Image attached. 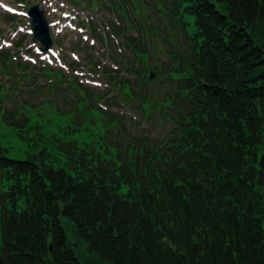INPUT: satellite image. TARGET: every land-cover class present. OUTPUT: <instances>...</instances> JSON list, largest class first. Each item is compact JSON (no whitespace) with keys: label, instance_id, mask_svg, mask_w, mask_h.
Returning <instances> with one entry per match:
<instances>
[{"label":"trees","instance_id":"16d2710c","mask_svg":"<svg viewBox=\"0 0 264 264\" xmlns=\"http://www.w3.org/2000/svg\"><path fill=\"white\" fill-rule=\"evenodd\" d=\"M70 1L105 16L106 31L87 26L111 63L84 49L111 89L39 66L78 97L82 136L32 122L25 159L0 144L2 263L264 264V0ZM20 58L1 51L0 73L30 79L38 66ZM8 94L0 86V103ZM114 98L159 117L166 136L129 133ZM64 217L91 253L84 261Z\"/></svg>","mask_w":264,"mask_h":264},{"label":"rangeland","instance_id":"374dc122","mask_svg":"<svg viewBox=\"0 0 264 264\" xmlns=\"http://www.w3.org/2000/svg\"><path fill=\"white\" fill-rule=\"evenodd\" d=\"M4 3L15 7L17 13L4 9L2 6ZM33 4H39L40 8L45 10L47 18L55 23L51 27V32L55 41H57L55 42V46L57 45L59 59H57L58 56L48 57L45 63L53 66V68H62L59 65L61 62L63 65H66V62L75 60L79 65L78 69L72 73L78 77L80 82L87 84L89 88L92 87L102 91L110 90L111 86L105 85L102 81V84L96 83L100 81V76L91 74V66L87 63L84 49L89 42L90 46L98 51L96 54L100 56L104 63H111L110 55L105 54L103 49H100L98 37L92 34L91 30L85 25L86 23L91 24L93 21L98 25L99 30L102 32L106 31L105 16L99 9L95 8L92 11L89 7H84V5H77V7L70 0H0V50L13 49L12 52L19 51V55L23 59L38 61L36 52H33V48L30 47L32 43L30 38L27 39L26 46L22 47L23 51H20L19 46H16L24 36L22 31L30 23L26 12L28 7ZM7 15L14 17V20H7L5 18ZM92 38L96 40L94 44L91 41ZM4 42L11 44L8 46ZM1 64L2 62H0ZM43 65V63H37L38 67L31 70L30 79H27L22 74L18 75V73H16L15 77H12V74L6 77L0 74V85L5 84L11 91L6 100L0 103L2 105L0 107L4 111L14 113L16 119L14 123L2 121L0 111V144L6 148L5 153L9 157L25 159L27 153L32 150L30 147L32 140H29V137L33 136L32 133H34V129L29 128L32 122H39L44 126L42 130L48 133L56 131L62 137L67 136L68 138L75 137L76 139H80L82 136L77 130L79 118L81 117V112L75 103L78 101V97L74 98L69 85L64 80L53 85L55 83L54 79L46 77L40 69L39 66ZM112 67L117 68L114 64ZM63 73L66 74L64 71ZM154 82L158 84L159 79L156 78L151 81V83ZM48 83L50 84L48 85ZM153 86L155 87L156 85ZM113 94H115L114 91L111 95ZM113 100L117 102V105H114L109 110L124 117L123 125L125 124L129 133L136 134V136L139 134H146L150 137H157L159 134L163 137L166 136L169 127L160 123L159 117L156 116V120L152 117L146 118L142 112L139 113L119 98H114ZM42 101L45 103L42 104ZM49 102L56 103L61 111H58L51 105H47ZM24 104L37 108L31 109V107H25L24 112L22 109ZM99 106L107 109L103 102H99ZM17 110H19V113L16 114ZM21 110L24 112L23 116L20 115L22 113ZM26 116L29 118L28 121L25 120ZM90 127L93 128L94 126L91 125ZM70 131L72 133L68 134ZM85 134L93 133L88 129ZM63 223L67 231L69 245L76 249L83 261L86 260L91 253L85 248V244L79 240L77 241V238L74 236L75 225L73 221L70 218L64 217Z\"/></svg>","mask_w":264,"mask_h":264},{"label":"water","instance_id":"95a60500","mask_svg":"<svg viewBox=\"0 0 264 264\" xmlns=\"http://www.w3.org/2000/svg\"><path fill=\"white\" fill-rule=\"evenodd\" d=\"M29 16L32 19V30L34 33V42L41 43L39 49L41 51H48L53 46V39L50 34L49 21L45 16V11L41 10L39 5H34L29 10ZM156 77L154 72H151L150 80ZM260 167L264 169V154L260 158ZM0 264L2 259L0 258Z\"/></svg>","mask_w":264,"mask_h":264}]
</instances>
